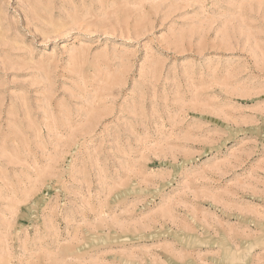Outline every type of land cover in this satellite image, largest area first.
Here are the masks:
<instances>
[{
	"label": "rangeland",
	"instance_id": "1",
	"mask_svg": "<svg viewBox=\"0 0 264 264\" xmlns=\"http://www.w3.org/2000/svg\"><path fill=\"white\" fill-rule=\"evenodd\" d=\"M0 264H264V0H0Z\"/></svg>",
	"mask_w": 264,
	"mask_h": 264
},
{
	"label": "bare ground",
	"instance_id": "2",
	"mask_svg": "<svg viewBox=\"0 0 264 264\" xmlns=\"http://www.w3.org/2000/svg\"><path fill=\"white\" fill-rule=\"evenodd\" d=\"M232 254V253H231Z\"/></svg>",
	"mask_w": 264,
	"mask_h": 264
}]
</instances>
